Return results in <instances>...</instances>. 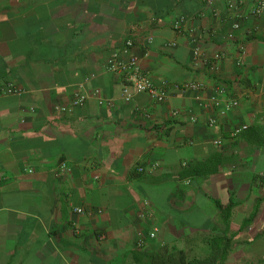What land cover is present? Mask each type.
Instances as JSON below:
<instances>
[{"label":"crops","instance_id":"crops-1","mask_svg":"<svg viewBox=\"0 0 264 264\" xmlns=\"http://www.w3.org/2000/svg\"><path fill=\"white\" fill-rule=\"evenodd\" d=\"M228 1L0 0V86L22 90L0 91V264L202 258L215 234L230 238L223 264H264V10L247 0L233 29ZM127 38L154 83L204 86L125 100L106 62ZM195 44L221 56L206 66ZM218 84L238 101L222 115Z\"/></svg>","mask_w":264,"mask_h":264},{"label":"built area","instance_id":"built-area-1","mask_svg":"<svg viewBox=\"0 0 264 264\" xmlns=\"http://www.w3.org/2000/svg\"><path fill=\"white\" fill-rule=\"evenodd\" d=\"M247 0H229L227 2V7L230 9H237L235 13V20L232 22L231 27L233 29H236L240 26L239 20L240 18L244 17V14L240 11V7L243 6L244 2ZM206 3L208 5H211L213 3V0H206ZM251 5L249 6V13L252 15H259L264 10V0H250ZM183 20V17H179L174 22V28L177 30L181 29V21ZM228 37H232V33L229 32L227 34ZM133 46V41L131 38H127L124 42V46L122 49V52L127 54L126 59H122L119 57L118 53H113L106 62V67L109 70H115L120 71L122 73V79H123V85H122V96L125 100H129L133 94V92H147L154 98L156 101H162L168 96L169 89L171 87L175 88H191V89H201L204 84L199 81L195 80H184L182 82H176L171 83L166 79L161 80L159 84L154 83L149 75L141 68L139 62H138V55L131 51V48ZM240 51L243 50V47L240 46ZM221 56L220 53H214L212 56H206L202 55L200 52V48L198 45L193 46V57L194 60L197 58H200L202 62L206 66H212L214 61L218 59ZM243 60L241 58H238L236 60L237 64H241ZM0 91L5 93H20L22 90L16 86H14L10 82H6L0 86ZM214 91L217 95L213 98L212 102L214 105L220 104L218 107V113L224 114L228 111V109L232 106H235L238 101L236 98L228 97L227 88L223 84H218L214 87ZM95 93H98V89H95ZM221 98H224L223 103L221 102ZM86 98V94L84 91L80 88H77L73 92V96L71 98V105H81ZM195 98L197 99L198 103L200 105H205V101L202 99L200 95H196ZM99 102H102V100H99ZM191 119H194L193 116H191ZM215 122L214 118H209L207 120V124L212 125ZM246 124H240L234 126L230 130V135L235 136L239 134L242 130L246 129ZM220 139H215L214 143L220 144ZM60 167L65 169L66 165L64 162L60 163ZM139 171H141L143 168L138 167ZM76 211L81 212L82 208L77 207L75 208ZM156 228H153L149 232V236H153L155 234ZM141 241H138V244H140Z\"/></svg>","mask_w":264,"mask_h":264},{"label":"trees","instance_id":"trees-1","mask_svg":"<svg viewBox=\"0 0 264 264\" xmlns=\"http://www.w3.org/2000/svg\"><path fill=\"white\" fill-rule=\"evenodd\" d=\"M220 206V203H218ZM230 238L226 234L212 235L206 240L209 250L205 257L189 256L181 249L162 247L156 251L151 264H223L229 248Z\"/></svg>","mask_w":264,"mask_h":264},{"label":"rangeland","instance_id":"rangeland-1","mask_svg":"<svg viewBox=\"0 0 264 264\" xmlns=\"http://www.w3.org/2000/svg\"><path fill=\"white\" fill-rule=\"evenodd\" d=\"M206 253H207V249L202 254L205 255Z\"/></svg>","mask_w":264,"mask_h":264}]
</instances>
